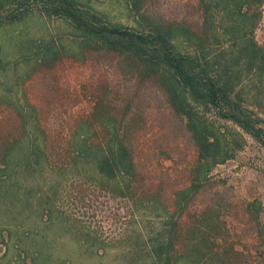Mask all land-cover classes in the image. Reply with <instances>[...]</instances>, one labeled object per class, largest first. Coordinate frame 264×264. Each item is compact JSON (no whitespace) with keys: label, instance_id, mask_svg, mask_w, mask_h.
I'll return each mask as SVG.
<instances>
[{"label":"rangeland","instance_id":"374dc122","mask_svg":"<svg viewBox=\"0 0 264 264\" xmlns=\"http://www.w3.org/2000/svg\"><path fill=\"white\" fill-rule=\"evenodd\" d=\"M75 1L108 26L179 22L176 49L264 121V0ZM19 11L0 25V264H264V142L182 92L204 152L160 78L41 4ZM105 123L126 128L132 180L70 152L69 131L91 143Z\"/></svg>","mask_w":264,"mask_h":264},{"label":"trees","instance_id":"16d2710c","mask_svg":"<svg viewBox=\"0 0 264 264\" xmlns=\"http://www.w3.org/2000/svg\"><path fill=\"white\" fill-rule=\"evenodd\" d=\"M248 1L231 0V4L232 7L240 9L241 4ZM35 4H41L45 14L65 18L81 31L84 45L90 46L93 43L96 48L116 52L123 61L135 63L146 74L160 78L167 100L174 110L181 112L180 115L183 113L187 118V126L192 130V137L199 145L204 144V152L209 143L201 131L196 129L195 119L184 108L188 103L182 92H187L190 97L203 104L211 105L219 117L230 120L254 139L264 142L260 126L264 125L263 119L244 106L238 98L234 99L224 81L209 74L204 65L207 61H203L205 62L203 64L198 55L182 53L176 49L172 41L176 36L173 32L177 35L180 32L188 33V30L182 29L179 22H166L163 26L149 22L150 29L138 32L127 27L101 23L93 12L81 8L75 0H0V25L18 19L21 14L19 10L23 6ZM7 5L12 8L3 12L2 9ZM262 58L258 65L260 74L264 71V57ZM161 68L163 69L160 70ZM159 71L161 72L158 73ZM179 86L182 88L181 92L178 90ZM83 129L80 127L77 129L79 131L75 130L72 133L69 131L72 139L69 143L70 152L76 155L75 159L91 157L92 167L107 178L126 177L132 180L136 176L131 144L125 137L126 128L123 125L105 123L97 127L101 133V140L97 139L91 143L88 138H84L86 132ZM93 133L97 134V131L94 129ZM27 150L34 156L38 154L32 144L27 146ZM119 182L117 181V184ZM122 182L124 187H127L130 181ZM192 188L191 185L180 191L179 196L184 203L188 200L187 194L194 192Z\"/></svg>","mask_w":264,"mask_h":264}]
</instances>
